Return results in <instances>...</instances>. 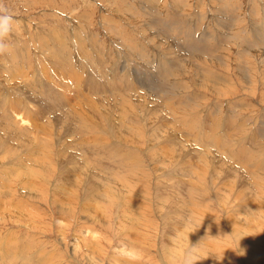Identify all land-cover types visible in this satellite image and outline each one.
<instances>
[{
  "label": "rangeland",
  "instance_id": "rangeland-1",
  "mask_svg": "<svg viewBox=\"0 0 264 264\" xmlns=\"http://www.w3.org/2000/svg\"><path fill=\"white\" fill-rule=\"evenodd\" d=\"M0 7L13 18L0 53V103L7 100L0 118L29 100L33 124L13 123L39 132L34 153L18 143L7 153L0 133V264H178L190 246L195 264H264V167L230 150L242 143L252 154L264 141V0H0ZM189 28L199 54L185 43ZM80 59L82 81L71 73ZM95 68L91 80L85 73ZM215 72L227 77L225 91L200 79ZM199 111L208 131L206 116L218 117L209 122L217 135L198 140L186 128L191 121L180 120ZM201 145L213 154L202 157ZM39 152L48 167H36Z\"/></svg>",
  "mask_w": 264,
  "mask_h": 264
},
{
  "label": "bare ground",
  "instance_id": "bare-ground-1",
  "mask_svg": "<svg viewBox=\"0 0 264 264\" xmlns=\"http://www.w3.org/2000/svg\"><path fill=\"white\" fill-rule=\"evenodd\" d=\"M185 1V0H184ZM174 3V2H173ZM175 7V6H174ZM27 27V26H26ZM177 25H174V24H171L170 26H168L167 28L168 29H171V30H173V31H175V32H178L179 34H181V32L180 31H177ZM193 27V26H192ZM179 28V27H178ZM186 28V27H185ZM183 29V28H182ZM186 30V29H185ZM78 33V32H77ZM174 33V32H173ZM182 34L183 35H186V37H187V39L185 40V43L186 44H189V45H187V46H189V48H190V50L191 51H194L195 53H198L199 51H195V50H193V47H194V41L195 40H193L192 38H191V36H195V33H194V30H192L191 28H189L186 32H182ZM206 34H208V32L207 33H204V35H206ZM188 35V36H187ZM57 36V35H56ZM177 37V36H176ZM179 37V36H178ZM182 39V38H181ZM184 39V38H183ZM55 42V41H54ZM53 42V43H54ZM57 42H59L58 40H57ZM87 43H82V42H80L79 44H78V49H82L83 47H85V45H86ZM58 45V44H57ZM195 45H197V44H195ZM87 46V45H86ZM60 47V45H58V47H56L55 49H54V54H61L60 53V51H59V48ZM82 47V48H81ZM215 47V46H214ZM21 48V47H20ZM53 48H54V46H53ZM86 48V47H85ZM91 48V47H90ZM201 48H203V47H201ZM217 48V47H216ZM26 49V48H25ZM24 49V50H25ZM94 49H95V47H94ZM18 50V49H17ZM53 50V49H52ZM21 49H20V52H18V54H20L21 53ZM26 51V50H25ZM41 51V50H40ZM24 52V51H23ZM67 52V51H66ZM209 53H211V51H208ZM26 53H27V51H26ZM41 53V52H40ZM64 53V52H63ZM190 53V52H189ZM215 53V52H214ZM22 54V53H21ZM20 54V55H21ZM193 54V53H192ZM199 54V53H198ZM19 55V56H20ZM27 55H28V53H27ZM190 55V54H189ZM212 55V54H211ZM18 56V57H19ZM21 56H23V55H21ZM170 56V55H169ZM191 56V55H190ZM29 57V56H28ZM191 57H193V56H191ZM195 57V56H194ZM216 57H217V55H216ZM22 58V57H21ZM26 58V57H25ZM54 58V57H53ZM87 58V57H86ZM83 59V58H82ZM82 59H80V60H77L78 61V65H77V61L75 62V60L72 62V66H71V68H72V72L71 73H73V78L75 79V75H80L78 72H75V69L74 68H79L80 70H81V68H83V66H84V61L82 60ZM22 60H23V58H22ZM21 60V61H22ZM53 60V59H52ZM60 60V59H59ZM58 60V61H59ZM186 60V59H185ZM184 60V61H185ZM196 60V59H195ZM12 61V60H11ZM27 61V60H26ZM62 61V60H61ZM181 62H183V61H181ZM15 64V63H14ZM27 64V63H26ZM26 64H23L22 63V68L23 69H21V71L23 70V74L25 75V73H26V69H28V66L26 65ZM163 64V63H162ZM185 64V63H184ZM20 65V64H19ZM100 66V68H101V70H104V71H106V69L105 68H102V65H99ZM20 66H18V69H20L19 68ZM16 68H17V66H16ZM56 68V67H55ZM204 68V67H203ZM206 70H208V68H205ZM97 69L95 68V69H91V71L90 72H88V73H85V74H87L88 76L87 77H90L91 78V80H93L94 78H95V76H94V72L96 71ZM108 70V69H107ZM18 71V70H17ZM66 71V70H65ZM15 72V71H14ZM19 72V71H18ZM40 72V71H39ZM113 72V71H112ZM8 74V73H7ZM14 74V73H13ZM17 74H19V77L18 78H20V77H22L21 76V72H19V73H17ZM65 75V74H64ZM92 75L94 76V77H92ZM219 75H220V73H219ZM219 75H217L216 74V72L213 74V75H209L208 77L206 76V75H204L205 77L204 78H200L202 81L203 80H206L207 82H209L210 80H208L209 78L212 80V81H214L213 82V84L218 88V89H215V92H218L219 90H221L222 91V89L223 88H225V87H223L222 88V86H223V84H221L220 83V81L221 80H225V77H221V76H219ZM225 75V74H224ZM10 76H12V78H15L14 76L15 75H12V74H10V75H8V78H9V81H12L11 82V84H14L15 82H14V80L12 79V78H10ZM81 76V75H80ZM80 76H78L79 78H80V81H82V78L80 77ZM105 76V75H104ZM26 77V76H25ZM22 78H24V77H22ZM227 78V77H226ZM78 79V78H77ZM243 79V78H242ZM19 80H21V78L19 79ZM99 80V79H98ZM245 80V79H244ZM78 81V80H77ZM202 81H201V83H202ZM93 82V81H92ZM95 83L96 82H98V81H94ZM151 82H153L152 80H151ZM17 83H20V82H17ZM17 83H15L16 84V86L18 87V88H16V90H21V91H19V92H21L22 94H21V97H23L24 98V93H25V89L24 88H22V86H23V83L21 82V87L17 84ZM100 83V82H99ZM221 84L220 86H218V84ZM225 84H226V82H225ZM25 85V84H24ZM30 85V84H29ZM77 85H78V87L80 88H78L79 89V92H78V94L80 93V90H82L83 91V85H81V84H79V83H77ZM76 85V86H77ZM152 85H154V84H152ZM151 85V86H152ZM9 86V85H8ZM15 86V85H14ZM13 86V87H14ZM100 86L101 87H97V89L96 88H93L94 89V91L93 92H95V91H99V90H101V89H104V86H102L101 84H100ZM115 86V88H117V85H114ZM211 86V85H210ZM26 87H27V85H26ZM31 87H33V86H31ZM39 87V86H38ZM93 87V86H92ZM123 87V86H122ZM126 87V86H125ZM10 88H12V85H11V87ZM109 88H110V86H109ZM115 88H113L112 90H115ZM124 88V87H123ZM127 88V87H126ZM183 87L181 86V85H174L173 86V88H172V90H173V92L174 91H177V98H181V96H182V94L180 93L181 91H180V89H182ZM211 88H212V86H211ZM220 88V89H219ZM46 88L44 87L43 88V90H45ZM90 89L92 90V88L90 87ZM128 89H131V88H128ZM7 90H9V88L7 89ZM16 90H15V92H16ZM32 90H34V88H32ZM47 90V89H46ZM152 90H153V88H152ZM214 90V89H213ZM48 91H50V90H48ZM102 91V90H101ZM115 91H117V90H115ZM166 91V90H165ZM223 91H225L224 89H223ZM19 92H17V93H19ZM122 92V91H121ZM8 93H9V91H8ZM7 93V94H8ZM17 93H16V95H17ZM33 93V92H32ZM46 93H47V91H46ZM97 93V92H96ZM136 93V92H135ZM175 93V92H174ZM10 94V93H9ZM20 94V93H19ZM33 94H35V93H33ZM62 94V93H61ZM91 95H92V93H90ZM112 94V93H111ZM138 94V93H137ZM150 94V93H149ZM166 94H167V91H166ZM173 94V93H172ZM83 95H84V93H83ZM87 95V94H86ZM89 95V94H88ZM139 95V94H138ZM141 95V94H140ZM151 95V94H150ZM149 95V96H150ZM78 96V95H77ZM112 96H114V95H112ZM118 96V95H117ZM121 96V95H120ZM156 96V95H155ZM155 96H153V97H155ZM167 96H168V94H167ZM37 97H38V95H36L35 97H33L32 96V100L34 101V102H37ZM122 97L124 98V100L126 101V102H128V98L130 97V95H129V93H125L124 95L122 94ZM131 97H132V95H131ZM143 97V96H142ZM169 97V96H168ZM174 97V96H173ZM184 97V94H183V96H182V98ZM34 98V99H33ZM55 98V97H54ZM114 98V97H113ZM115 98H116V94H115ZM114 98V99H115ZM119 98V97H118ZM144 98V97H143ZM156 98V97H155ZM181 98V100H183ZM122 99V98H121ZM132 99V98H131ZM149 100H150V98H148ZM22 100H24V99H22ZM21 100V101H22ZM88 100V99H87ZM98 100V99H97ZM138 100V99H137ZM143 100V99H142ZM145 100H147V99H145ZM144 100V101H145ZM7 101V100H6ZM5 101V102H6ZM9 101V100H8ZM50 101H52V100H50ZM122 101V100H121ZM132 101V100H131ZM152 101V100H151ZM5 102L4 103H0V106H2L3 108H5L4 107V105H5ZM140 102V101H139ZM138 102V103H139ZM143 102V101H142ZM200 102V101H199ZM31 104V102L29 101V100H27V101H23V102H21V105L22 106H24L25 107V105L26 106H28V107H25V108H23V109H21V111L19 110V106L17 107V109H14L13 108V106L11 105V107L9 108L10 110H8V111H6V109L3 111V118L2 119H4V120H2L3 121V123H1L0 124V133H4V135H3V142H1L2 143V145H3V147H4V149L7 151V153H9V152H11V151H13V150H15V149H17V147L16 146H21V148H26V150L29 152V153H34V151H35V149H36V146L35 145H38V144H36L37 142H36V140H38V136L37 135H39V132H38V130H36V128L33 126V128L31 127V130H27V132H26V130H21V131H18L17 130V127H16V122L15 121H17L18 120V118L20 119L21 118V120L22 121H25V122H28V123H31V124H33L32 122H34L33 121V119L35 118H32V117H30V118H27L26 117V111H27V109L28 108H30L31 106H29L30 104ZM84 103V102H83ZM118 103H119V101H118ZM117 103V104H118ZM133 103V102H132ZM141 103V102H140ZM140 103H139V106H140ZM145 103V102H144ZM143 103V104H144ZM186 103V102H185ZM8 104V102L6 103V105ZM11 104V103H10ZM52 104V103H51ZM68 104V103H67ZM85 104V103H84ZM136 104V103H135ZM194 104H199V103H197V102H194ZM9 105V104H8ZM94 105V104H93ZM133 105H134V103H133ZM142 105V104H141ZM201 105V104H200ZM92 106V105H91ZM115 106H117L118 107V105H116L115 104ZM114 106V107H115ZM153 106V105H152ZM6 107H8V106H6ZM70 107V106H69ZM74 107V106H73ZM72 106H71V108H73ZM78 107H82V106H78ZM78 107H76V108H78ZM95 107V106H94ZM107 107V106H106ZM105 107V108H106ZM114 107H112V108H114ZM128 107H129V105H128ZM197 107V106H196ZM3 108L1 109V110H3ZM64 108V107H63ZM68 108V107H67ZM93 108V107H92ZM91 108V109H92ZM120 108V107H119ZM149 108V107H148ZM185 108V106L183 107V109ZM40 109V108H39ZM38 109V110H39ZM62 109V108H61ZM74 109V108H73ZM82 109V108H81ZM109 109V108H108ZM107 109V110H108ZM172 109H174L173 107H172ZM0 110V111H1ZM32 110V109H31ZM71 111H73L72 109H70ZM95 110V109H94ZM106 110V111H107ZM150 110V109H149ZM33 111V110H32ZM51 111V110H50ZM151 111H152V109H151ZM35 112H37V111H35ZM61 112V111H60ZM67 112H69L68 110H67ZM66 112V113H67ZM76 112V111H75ZM95 112H96V110H95ZM99 112H101L100 110H99ZM201 112L202 111H199V112H197V113H190L189 112V117H184L183 115H184V113H183V115H181V121H184L183 120V118L185 119L186 118V121H188V120H190L191 121V124H190V128L189 127H187V125H186V128L187 129H191L192 130V132H191V130L189 131L191 134H193L194 135V137H196V139H198V137H200L201 136V134H207V133H215V135H217L216 133L218 132V129H217V127H214V125H211L209 122L211 121V122H215V124H217V122H219V120L217 119V118H214L213 116H206V118H205V125H208V127H210L211 128V130H205L204 128H203V124H204V121L202 120V118L203 117H201ZM70 113V112H69ZM109 113V112H108ZM159 113V112H158ZM33 114H34V111H33ZM56 114V113H55ZM165 114V113H164ZM52 115H54V114H52ZM58 116L60 115L59 113L57 114ZM151 115V114H150ZM160 115V114H159ZM167 115V114H166ZM55 116V115H54ZM63 116V115H62ZM161 116V115H160ZM169 116V115H168ZM178 116V115H177ZM38 117V116H37ZM49 117V116H48ZM61 117V116H60ZM64 117V116H63ZM106 117L107 118H110V114L109 115H107L106 114ZM116 117V116H115ZM115 117L113 118V115L111 116V120H115ZM0 118V119H1ZM71 118H72V116H71ZM153 118H155V115L153 114V116L151 117V119H153ZM177 118H179V117H177ZM193 118H197V123L193 126V122H194V120H193ZM37 119V118H36ZM51 119V118H50ZM54 119V118H53ZM56 119V118H55ZM57 119H59L58 117H57ZM65 119V118H64ZM73 119H74V117H73ZM82 119V118H81ZM233 119V118H232ZM61 119H59V121H60ZM106 120V119H105ZM117 120V119H116ZM175 120V119H174ZM55 121V120H54ZM65 121H67V120H65ZM69 121V120H68ZM118 121V120H117ZM224 121V120H223ZM230 121H233V120H230ZM13 122H15V124L13 123ZM62 122V121H61ZM82 122V121H81ZM178 122H180V121H178ZM234 122V121H233ZM238 122V121H237ZM236 122V123H237ZM240 122H242V120L240 121ZM245 122V121H244ZM39 123V122H38ZM52 120H51V125H52ZM58 123V122H57ZM63 123V122H62ZM80 123V122H79ZM245 123H247V122H245ZM251 123V122H250ZM35 124H37L36 122H35ZM40 124V123H39ZM65 124H66V122H65ZM74 124V123H73ZM122 124V123H121ZM120 124V122H119V125H121ZM183 124V123H182ZM233 124V123H232ZM49 125V124H48ZM118 125V124H117ZM119 125L117 126V127H119ZM236 125V124H235ZM246 126H247V124H245ZM40 126V125H39ZM122 126V125H121ZM184 126H185V124H184ZM240 126V125H239ZM22 127L23 128H25L23 125H22ZM88 127V126H87ZM109 127H111V129H113V127H112V125L111 126H109ZM168 127V126H167ZM245 127V126H244ZM251 127V126H250ZM122 128H123V126H122ZM221 128H223V127H221ZM248 128V127H247ZM27 129V128H26ZM37 129H38V127H37ZM125 129V128H124ZM123 129V130H124ZM225 129V128H224ZM252 129V128H251ZM40 130V129H39ZM42 130V129H41ZM40 130V131H41ZM162 130V129H161ZM172 130V129H171ZM247 130V129H246ZM250 130V129H249ZM25 131V132H24ZM37 131V132H36ZM58 131H59V129H58ZM60 131H61V129H60ZM46 132V133H45ZM51 131H48L46 128H44L43 130H42V134L44 133V134H49ZM113 133V132H112ZM117 133V132H116ZM253 134V133H252ZM18 135H19V138H18ZM84 135H86V134H84ZM94 136H95V134H93ZM212 135H214V134H212ZM212 135H211V138H212ZM24 136H27V139L24 137ZM116 136V135H115ZM209 136H210V134H209ZM209 136L207 137V136H205L206 138H204V140L205 139H207V138H209ZM221 136V135H220ZM250 136V135H249ZM249 136H248V138H246V139H249V141H252V139H254V137L253 138H251V140H250V138H249ZM253 136H255V135H253ZM83 137V136H82ZM92 137V136H91ZM213 137H215V136H213ZM218 137V136H217ZM30 138H32V139H34L35 140V142L34 141H32L31 142V140H30ZM94 138H96V137H94ZM52 139V138H51ZM100 139V138H99ZM214 139V138H213ZM258 139V138H257ZM44 140V139H43ZM95 140V139H94ZM105 140V139H104ZM199 140V139H198ZM52 141V140H51ZM93 140H92V138H91V140H90V138L88 139V141H85V142H83L82 141V145L84 146L85 145V147L86 146H89L90 144H92L93 142H92ZM103 141V140H102ZM197 141V140H196ZM212 141V140H211ZM254 141H255V139H254ZM16 142V143H15ZM79 142V141H78ZM107 142V141H106ZM200 142H203V139H201V141ZM199 142V143H200ZM227 142V141H226ZM19 144V145H16V144ZM99 143V142H98ZM215 143V142H214ZM228 143V142H227ZM226 143V144H227ZM251 143H253V141L251 142ZM261 143H264V141L263 142H261ZM259 144V143H256V148L255 149H253L252 150V154H250V150L252 149H250V150H246V148H245V146L242 144V143H238V144H241L240 146L241 147H244L243 149H236V145L234 146V144L230 147V150L232 151V155H234L235 154V157H239V158H241V159H243V157H244V162L243 163H245L246 165H247V162L249 163V162H251V163H253L254 164V166H256L257 168H259V169H261V165L264 167V164L262 163V162H258V161H262V160H260L257 156H260V157H262L263 159H264V144ZM80 144V145H81ZM202 144V143H201ZM206 144V143H205ZM216 144V143H215ZM253 144H255V143H253ZM12 145V146H11ZM95 145V144H94ZM106 146H108L109 148H108V150L107 151H105V152H110V151H112V150H115V148L113 147V145H111V144H109V143H107V144H105ZM225 145V144H224ZM229 145V143L227 144V146ZM39 146V145H38ZM98 146V145H97ZM218 146V145H217ZM43 147L44 146H41V148H39L40 150L41 149H43ZM122 147V146H121ZM201 149L198 151V152H201V153H203L202 154V157L204 156V155H207V153H208V151L209 150H207V149H209L207 146H203V145H201ZM207 147V149H205ZM239 147V146H238ZM248 147V146H247ZM89 148V147H88ZM38 149V150H39ZM86 149V148H85ZM195 149V148H194ZM227 149V148H226ZM233 149V150H232ZM260 149L262 150V151H260ZM103 150V149H102ZM210 150H213V149H210ZM90 151V150H89ZM104 151V150H103ZM217 151V150H216ZM219 151V150H218ZM216 152V154L217 153H219V152ZM42 152V151H41ZM113 152V151H112ZM123 152V150H120V151H118V153H116V155H120L121 156V154H123L122 153ZM40 153V152H39ZM115 153V152H114ZM200 153V154H201ZM221 153V152H220ZM25 154V153H24ZM42 154L43 153H40V156L37 154V157H36V159H35V161H33V162H36L37 163V165H36V167H38V166H40V167H44V166H46L45 165V162L43 161V157L45 156H43V157H41L42 156ZM84 154V153H83ZM87 156H88V153H85ZM91 154H92V156H94V155H96V156H98L99 155V151H98V149H97V147H93V149H92V152H91ZM209 154H213V153H211L210 151H209ZM223 154H225V152L223 153ZM26 156V155H25ZM87 156H85L86 158H87ZM112 156V155H111ZM254 156V157H253ZM29 156H27V158H28ZM64 157H66V156H64ZM119 157V156H118ZM205 157H207V156H205ZM210 157V156H209ZM67 158V157H66ZM120 158V157H119ZM122 158H123V156H122ZM131 158H133V157H131ZM121 159V158H120ZM119 159V160H120ZM213 159V158H212ZM201 160H202V158H201ZM75 161V160H74ZM95 161H97V158H96V160ZM236 161V160H235ZM32 162V161H31ZM72 162H73V160H72ZM190 162V161H189ZM240 161H238V163H239ZM13 163V162H12ZM204 163V162H203ZM218 163V162H217ZM237 163V162H236ZM75 164V163H74ZM79 164V163H78ZM94 164V163H93ZM205 164V163H204ZM242 164V163H241ZM250 164V163H249ZM218 165V164H217ZM243 165V164H242ZM26 166V165H25ZM71 166H73V165H71ZM46 167H48V166H46ZM84 167V166H83ZM190 167V166H189ZM262 167V168H263ZM74 168V167H73ZM248 168V167H247ZM30 170H31V168H29ZM34 169H35V167H34ZM78 169V168H77ZM89 169V168H88ZM246 169V168H245ZM82 170V169H81ZM79 171V170H78ZM16 172V171H15ZM89 172V171H88ZM91 173V172H90ZM6 172H3V175L1 176V177H3L2 178V181H4V180H6ZM253 174V173H252ZM255 175V174H254ZM82 176V175H81ZM261 176V175H260ZM11 177V176H10ZM90 177V176H89ZM256 178V177H255ZM4 179V180H3ZM96 180V179H95ZM1 181V182H2ZM18 181V180H17ZM31 181V180H30ZM34 180H32V183H34L33 182ZM256 181V180H255ZM258 182V181H257ZM256 182V183H257ZM6 183H8V181H6ZM31 183V182H30ZM3 184V183H2ZM5 184V183H4ZM3 184V185H4ZM258 185H259V183H257ZM263 183H260V186H263L262 185ZM22 185V184H21ZM30 186H32V184H30L29 185V188H30ZM36 186V185H35ZM28 188V187H27ZM32 188V187H31ZM28 196H30V195H28ZM60 203V202H59ZM63 206V205H62ZM130 212V211H129ZM128 218V217H127ZM176 227V226H175ZM87 233V232H86ZM243 235H245V234H243ZM242 235V236H243ZM79 237V236H78ZM80 238V237H79ZM241 239L240 240H242V237H240ZM245 238H246V236H245ZM244 238V239H245ZM80 239H82V237L80 238ZM13 240V239H12ZM83 240V239H82ZM246 240V239H245ZM94 241V240H93ZM95 242V241H94ZM97 242V241H96ZM199 241L198 240H196V243H198ZM201 242H203V241H201ZM99 243V242H98ZM242 243L244 244V242L242 241ZM96 244V243H95ZM191 245V244H190ZM209 245V244H208ZM130 246V245H129ZM95 247V246H94ZM100 247V246H99ZM1 248H3V247H1ZM76 248V247H75ZM97 248V247H96ZM95 248V249H96ZM74 250V249H73ZM91 250V249H90ZM94 250V249H93ZM95 251V250H94ZM93 251V252H94ZM133 251V250H132ZM78 252V251H77ZM213 252V251H212ZM73 253V252H72ZM75 253V252H74ZM216 253V252H215ZM92 254V253H91ZM90 254V255H91ZM77 256V255H76ZM75 257V256H74ZM192 258V257H191ZM14 259V258H13ZM132 259V258H131ZM21 261H23V260H21ZM38 263H41L42 264V262H41V260H39V261H37ZM46 263V262H45ZM44 264V263H43Z\"/></svg>",
  "mask_w": 264,
  "mask_h": 264
},
{
  "label": "clouds",
  "instance_id": "clouds-1",
  "mask_svg": "<svg viewBox=\"0 0 264 264\" xmlns=\"http://www.w3.org/2000/svg\"><path fill=\"white\" fill-rule=\"evenodd\" d=\"M12 19V16L7 14L5 10L0 7V53H3L7 50L5 40L11 30L10 22ZM195 248L196 247L190 246V248H188L185 253L179 257L178 264H195L196 261L200 260L199 258L190 259V257L195 256V253L193 252V249ZM239 254H246V250L240 248Z\"/></svg>",
  "mask_w": 264,
  "mask_h": 264
}]
</instances>
